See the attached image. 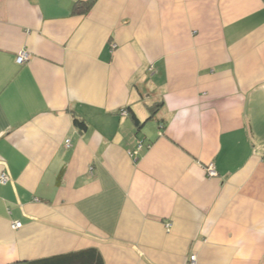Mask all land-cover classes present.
Instances as JSON below:
<instances>
[{
  "label": "crops",
  "instance_id": "0c3cea01",
  "mask_svg": "<svg viewBox=\"0 0 264 264\" xmlns=\"http://www.w3.org/2000/svg\"><path fill=\"white\" fill-rule=\"evenodd\" d=\"M86 1L0 0V264H264V0Z\"/></svg>",
  "mask_w": 264,
  "mask_h": 264
},
{
  "label": "trees",
  "instance_id": "16d2710c",
  "mask_svg": "<svg viewBox=\"0 0 264 264\" xmlns=\"http://www.w3.org/2000/svg\"><path fill=\"white\" fill-rule=\"evenodd\" d=\"M94 3L95 0H88L86 2L77 3L74 11L79 15L87 14L92 8ZM155 113H156V109H153L152 116L155 115ZM133 117L135 123L137 125H141L139 120L135 116ZM74 123L82 131L86 130L88 127L87 123L79 118H75ZM60 180L61 178L59 179V181ZM42 262L43 264H104L101 255L96 250L84 251V252L71 254L68 256H62Z\"/></svg>",
  "mask_w": 264,
  "mask_h": 264
},
{
  "label": "built area",
  "instance_id": "2783aa9c",
  "mask_svg": "<svg viewBox=\"0 0 264 264\" xmlns=\"http://www.w3.org/2000/svg\"><path fill=\"white\" fill-rule=\"evenodd\" d=\"M29 59H30V55H29L27 52L23 51V52H21L20 55L18 56V58H17V62H18V64H24V63L27 62ZM122 114H123L124 116H126L128 113H127V111H124V112H122ZM67 143H69V141H67ZM138 148L141 149V143H140V145H139ZM136 153H137V152H136ZM208 172H209V175H210L211 177H216V176H217V173H216V171L214 170V166H213V165H211V166L209 167ZM9 180H10V176H9L7 173H6V174H2L1 177H0V183H2V184H6ZM22 226H23L22 223H20V222H16V223H14V224L12 225V228H13L14 230H19L20 228H22ZM190 260H191V262H190L191 264H196V256H192V257L190 258Z\"/></svg>",
  "mask_w": 264,
  "mask_h": 264
}]
</instances>
